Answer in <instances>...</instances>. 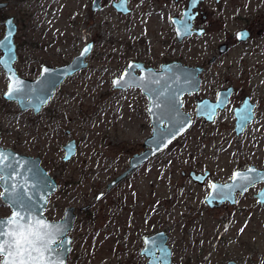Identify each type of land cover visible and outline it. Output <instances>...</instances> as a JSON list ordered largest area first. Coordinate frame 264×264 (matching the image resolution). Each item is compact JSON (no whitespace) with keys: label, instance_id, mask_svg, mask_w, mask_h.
Masks as SVG:
<instances>
[{"label":"rangeland","instance_id":"obj_1","mask_svg":"<svg viewBox=\"0 0 264 264\" xmlns=\"http://www.w3.org/2000/svg\"><path fill=\"white\" fill-rule=\"evenodd\" d=\"M118 1L102 0V9L93 13L94 0H33L32 31L25 36L23 29L18 38L25 41L21 76L36 79L42 65L68 64L89 42L95 47L89 67L66 80L38 116L1 99L0 145L40 158L52 178L73 183L72 197H50L45 211L50 221L62 219L70 206L78 212L67 264H144L138 251L142 237L161 230L170 236L172 264H264V209L244 199L237 208L211 210L204 204L207 189L180 175L207 167L216 181L224 182L238 163L252 161L264 149L263 139H237L227 115L214 127L198 122L197 94L183 101L194 120L192 129L103 197L108 182L128 168L152 134L147 97L139 89L114 91L113 79L131 61L157 69L173 60L192 67L208 64L220 56L225 32L241 26L260 30L256 40L264 41V0H205L201 4L212 26L204 38L195 34L182 42L170 19L181 18L188 0H129L128 15L114 9ZM232 60L229 54L209 67L202 77L203 95L214 96L228 84ZM250 66L260 73L254 86L264 88V58L251 59ZM7 86L0 73V95ZM73 139L77 157L64 164L61 146ZM1 193L0 187V218H8L12 210ZM90 204L94 214L80 211Z\"/></svg>","mask_w":264,"mask_h":264},{"label":"water","instance_id":"obj_2","mask_svg":"<svg viewBox=\"0 0 264 264\" xmlns=\"http://www.w3.org/2000/svg\"><path fill=\"white\" fill-rule=\"evenodd\" d=\"M101 1L102 0H94L92 5L93 13L102 9ZM203 1L204 0H190L188 8L185 9L181 19H173L177 41L182 42L184 39L192 37L195 34L202 35V30L196 31L195 29L194 20L196 14L192 13ZM215 1L216 3H221L223 0ZM113 7L118 13L123 15H128L132 12L129 6V0L114 2ZM9 23L7 25L8 28L5 37L0 41V50L3 52L0 61H7V67H5L3 63L0 64L9 81L7 92L4 94L3 98L9 102H16L21 111L33 110L35 115H38L48 106L57 90L66 80L76 76L89 67L88 58L93 53L95 45L93 42L85 45L79 54L68 64L56 67L43 65L36 79H25L20 77L14 66L17 60L15 45L17 29L15 26H10ZM247 37V34H243V38ZM5 42H7V46H4ZM85 49L89 50L87 54H84ZM130 65L137 67L130 68ZM45 69H47V71H45ZM137 71H140L141 74H137ZM129 73H131V76L128 75ZM201 73L202 68L185 65L179 61L164 63L159 69L146 67L143 63L139 62H130L121 76L113 79L112 87L114 91L139 89L141 93L147 97V112L152 126V134L144 141L143 151L131 157L129 168L109 184L108 190L113 189L117 184L141 168L149 160L165 152L175 141L192 128V116L184 111L183 99L185 96H192L199 93L202 83L200 77ZM17 80L22 82L21 91L14 98H9L7 93L10 90V86ZM116 81H129L132 86L126 84L118 86ZM228 91H232V89L220 91L215 102L211 103L209 100L199 101L196 108L197 117H203L208 122H214L218 111L224 110L228 105ZM62 149L64 151L63 162L67 163L77 155V142L71 140L62 146ZM0 151L11 153L15 157L26 161L27 167L32 169V172L26 174L30 190L26 192L22 191L16 199L26 200L27 196H32L34 203L30 205L31 214L40 217L50 224L54 222L47 219L45 211L49 204V198L57 190V182L41 166V159L23 156L11 149L4 150L1 147ZM238 173L245 174L247 180L241 181L238 177L234 180L233 177L229 183H212L211 193L206 200L209 206L215 207V202L221 205L226 202L227 198L231 204H234L235 194L238 191H241L243 194L249 186L254 184L248 181L250 177H254V174L250 172ZM208 176L209 172L205 174L191 173V178L195 183L199 184H204ZM17 179L22 178L13 175L12 180L9 181V185ZM234 183L238 186L232 187ZM213 185H216L218 188H223V191L217 192L213 189ZM0 186L3 190L1 194L3 202L12 209L10 217L0 218V222L5 223L6 229V222L10 220L13 214L19 209L16 204L13 203V198L10 195L11 187H5L2 184H0ZM33 191L37 194L33 195ZM74 211L75 209L73 207L68 208L65 211L64 217L58 221V225L63 227V232L57 238L53 251L47 254V259L52 262L61 261L62 264H67L73 241V238L69 234L73 231L77 219ZM167 242L168 236L165 231H159L153 235L145 236L144 249L141 255L149 259L148 264H172V251ZM228 264L236 263L229 262Z\"/></svg>","mask_w":264,"mask_h":264},{"label":"flooded vegetation","instance_id":"obj_3","mask_svg":"<svg viewBox=\"0 0 264 264\" xmlns=\"http://www.w3.org/2000/svg\"><path fill=\"white\" fill-rule=\"evenodd\" d=\"M12 1L13 0H0V5H1L0 6V41L5 37V34L7 32V28H8L7 25L10 22L9 25L15 26L17 29V33L15 35L17 60H16L14 66H15V69L17 70V73L20 75V77L25 78V79H29L27 77L21 76V74H24L25 72H23L24 70L21 69V68H24V66L22 65V62H21L22 57L20 55V52H21L22 48L25 46V41L24 40L20 41V40H18V38L21 35L23 29L25 32V36H27V34L32 31L33 23H34V17H35L34 13L36 12L33 8L35 4H34L33 0H14L17 3L19 2V6H15L16 7L15 8L11 4ZM189 1L190 0H188L187 7L184 8L183 13H184L185 9L188 8ZM215 3H216V1H215ZM203 4L200 3L198 8H196L192 13V14H196V18L194 20V25H195L196 31L197 30L203 31L202 35L196 34L199 37V39H202L207 35L206 27L212 26V23L209 21L210 18H209L208 12L202 7ZM216 4H218V3H216ZM28 5H29V8H31V10L28 8ZM10 12L11 13L16 12V14L13 13V16H10ZM251 25L258 27V24H254V25L251 24ZM38 28H39V26H38ZM259 32H260V30H256L255 28L253 29V28L247 27V26L246 27L241 26V28H239L238 30H236L234 32L226 31L224 43L222 45H220V47L218 49L220 56H212V59H210L208 61V64L196 66L198 68H202V73L200 75L201 82H202L203 75L205 73H207L208 70H210V68H211L210 66H214L216 63H218V61L220 60L221 57L230 54V55H232V58H233V60L230 62V66H229V72H230L229 73L230 74L229 82L226 86L216 89L215 90L216 94L214 96L203 95L202 91H204V89H203V86L201 83V89H200L199 93H197V95H199V96L196 97V101H195V103H196V105H195V119L198 122H200L203 126L214 127L217 125V123L220 120L226 119L225 115H227L228 120L234 129V135L236 136L237 139L247 138L250 140H255V139H261V140L263 139L264 140V88L262 87V85L254 86L253 82L255 81L256 78L260 77V73L259 74L253 73V71H251V66H250L251 59H255L256 61H259L261 58H264V41L256 40V37L258 36V34L261 33V32L260 33ZM243 34H247L248 37L243 38ZM192 38H190V39H192ZM206 43H209V41H207ZM215 48H217L216 45H215ZM2 56H3V52H2V50H0V58ZM174 61H177V60L167 61L165 63H170V62H174ZM131 62L143 63L146 67H149L143 61H131ZM179 62H181V61H179ZM162 64H164V63H162ZM44 65H46V64H44ZM160 66H159V68H160ZM150 67H152V66H150ZM262 71H264V70H262ZM262 71H261V73H262ZM40 72H41V70H40ZM0 73L3 74L7 78V75L4 71V69L1 67V64H0ZM137 74H141V72L137 71ZM7 80H8V78H7ZM263 83H264V81H263ZM7 88H8V86H7ZM229 89H232V91H228L229 92L228 105L225 107L224 110L218 111L214 122H208L203 117H201V118L197 117L196 108H197V103L199 101L202 102L204 100H209L211 103L215 102L217 100L218 93L220 91L229 90ZM6 92H7V90L1 91L0 101H1V99L6 101L3 98V96ZM194 95H196V94H194ZM187 97H189V96H185L184 99ZM54 98H55V96H54ZM53 99L51 100V102L53 101ZM7 102H9V101H7ZM11 103H16V102H11ZM19 109H20V107H19ZM22 112H32L34 116H38V115H35L33 110L22 111ZM41 113H39V114H41ZM193 125H194V122H193ZM67 134H69V131ZM1 136H2V131L0 130V138H1ZM0 147L4 150L9 149V148L5 149L1 145H0ZM61 148H62V146H61ZM11 150H13V149H11ZM142 150H138V152H136L134 154L140 153ZM14 152H16V151H14ZM63 155H64V153H63ZM23 156H26V155H23ZM76 157L77 156H75L71 161H69L67 163H71ZM130 159H129V162H130ZM152 160L153 159L149 160L146 164H144V166L149 164ZM62 162H63V157H62ZM63 163L67 164L65 162H63ZM128 168H129V163H128ZM138 170H136L135 172L130 174L125 180H123L122 182L117 184L111 190H108L109 184L111 182H113L118 176H120L125 171H123L120 175L116 176L114 179L109 181L106 188H105L106 191H105V193H103L104 194L103 197L107 196V194H110V193L112 194L116 189L120 188L122 183H124V181H126L130 177H132ZM192 172L199 173V174H205L206 172H209V176H208V178L204 184H199V183H195L194 180L191 178ZM231 172L232 173L230 175L229 180L224 181V182L216 181L214 179L213 170L209 169L207 167H205L204 169H196V168L189 169V171L182 170L180 175L184 179L190 180L193 183V185L198 186V187L203 188V189H207L208 192L204 198V204L206 205L207 208H209L211 210H218V209L228 210L230 208H237L244 199H248V204L255 203L260 210H263L264 209V149L261 151L260 154L255 156L252 159V161L247 162V163L246 162L238 163L237 166L234 169H232ZM238 172H250V173L254 174V177H250L248 179V181L250 183H254V184L249 186V188L243 194L241 193V191H238L235 194V203L234 204H231V202L228 201V198H227L226 202L222 203L221 205H219V203L215 202V207L209 206V204L206 202V200L211 193L212 183H214V182L229 183L233 179L234 174H236ZM55 181L57 182V190L52 196L54 197L56 195L61 194L63 196L70 195L69 197L67 196V199L71 198L72 197L71 194H72V190H73L72 189L73 183L64 182V181H62V183H61V181H59L58 179H55ZM227 196H228V194H227ZM121 199H122L121 197L117 198L116 203L118 205L119 204L121 205V203H122ZM70 207H73L75 209L74 212L77 216V219H76V221H77L78 220V214H77L78 212L74 206H70ZM70 207H67L65 209V211ZM65 211H64V214H65ZM80 211L84 212V213H88L89 215L94 214V213H92V204L81 207ZM112 215L113 214H111L110 217H112ZM161 231H163V230H161ZM157 232H159V231H157ZM157 232L145 234L142 237V244L143 245L140 249H138V251H139V256L143 259L144 264L149 263V259H147L145 256L141 255V252L144 249V237L149 236V235H153ZM165 233L168 236L167 244L169 245V248L172 251V263H173V249L171 248L170 243H169L170 242V236L166 231H165ZM229 262H234L237 264V262H235L233 260H230L224 264H228Z\"/></svg>","mask_w":264,"mask_h":264},{"label":"snow or ice","instance_id":"obj_4","mask_svg":"<svg viewBox=\"0 0 264 264\" xmlns=\"http://www.w3.org/2000/svg\"><path fill=\"white\" fill-rule=\"evenodd\" d=\"M7 46V42H5V45ZM89 50L85 49L84 54H87ZM0 63H3L5 67H7V61H0ZM137 66L130 65V68H134ZM47 71V69H45ZM131 76V73L128 74ZM116 84L119 86L121 84H126L128 86H132L129 81H116ZM22 88V82L19 80L15 81L14 84L10 86V90L7 93L9 98H14ZM32 172V169L27 167V162L15 157L11 153H5L3 151H0V184H2L5 187H11V193L10 195L13 198V203L16 204L18 207V211H16L13 214V217L6 222L7 227L5 229V223L0 222V242L5 240V237L14 233L16 226L20 224L21 222L25 220L31 221L32 219H36L39 224L44 226L48 229L47 231V241L46 246L48 252L53 251V247L55 243L57 242V238L62 234L63 227L61 225H51L47 224L45 220L41 219L40 217L34 216L30 212V205L33 204L32 196H27L25 199L17 200L16 197L20 195L22 191L30 190L29 182L27 179V173ZM13 175L21 177L22 179H17L11 185H9V181L12 180ZM239 178L241 181L247 180V176L242 173H236L234 174V180L235 178ZM235 183L232 185V187H236ZM213 189H215L217 192L223 191V188H218L216 185H213ZM37 193L33 191V195H36ZM0 251H2V248H0ZM48 264H62L61 261H55L52 262L48 260Z\"/></svg>","mask_w":264,"mask_h":264},{"label":"clouds","instance_id":"obj_5","mask_svg":"<svg viewBox=\"0 0 264 264\" xmlns=\"http://www.w3.org/2000/svg\"><path fill=\"white\" fill-rule=\"evenodd\" d=\"M47 231L36 219L18 224L15 232L0 242V264H48Z\"/></svg>","mask_w":264,"mask_h":264},{"label":"bare ground","instance_id":"obj_6","mask_svg":"<svg viewBox=\"0 0 264 264\" xmlns=\"http://www.w3.org/2000/svg\"><path fill=\"white\" fill-rule=\"evenodd\" d=\"M173 19H177V20H179V18H178V17H172V18L170 19V21H171V23H172V26H173V29H174L175 27H174ZM180 19H181V18H180ZM174 34H175V29H174ZM175 37H176V34H175ZM192 37H193V36H192ZM192 37H189V38H187V39H190V38H192ZM192 126H193V125H192ZM190 130H191V129H190ZM190 130H189V131H190ZM189 131H188V132H189ZM175 142H176V141H175ZM175 142H174V143H175ZM174 143H173V144H174ZM173 144H172V145H173ZM29 157H30V156H29ZM32 158H33V157H32ZM34 159H36V158H34Z\"/></svg>","mask_w":264,"mask_h":264}]
</instances>
